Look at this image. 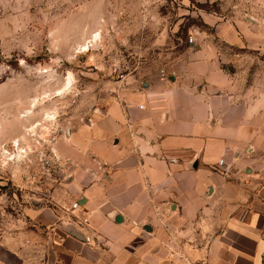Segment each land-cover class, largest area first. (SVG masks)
Listing matches in <instances>:
<instances>
[{
	"label": "crops",
	"instance_id": "crops-1",
	"mask_svg": "<svg viewBox=\"0 0 264 264\" xmlns=\"http://www.w3.org/2000/svg\"><path fill=\"white\" fill-rule=\"evenodd\" d=\"M213 27L170 71L135 69L58 126L55 169L7 227L0 264H264V197L232 176L264 177V12Z\"/></svg>",
	"mask_w": 264,
	"mask_h": 264
},
{
	"label": "rangeland",
	"instance_id": "rangeland-1",
	"mask_svg": "<svg viewBox=\"0 0 264 264\" xmlns=\"http://www.w3.org/2000/svg\"><path fill=\"white\" fill-rule=\"evenodd\" d=\"M255 8L264 0H0V244L55 169L57 126L105 106L135 69L170 71L217 22ZM235 168L245 194L264 197V177Z\"/></svg>",
	"mask_w": 264,
	"mask_h": 264
},
{
	"label": "water",
	"instance_id": "water-1",
	"mask_svg": "<svg viewBox=\"0 0 264 264\" xmlns=\"http://www.w3.org/2000/svg\"><path fill=\"white\" fill-rule=\"evenodd\" d=\"M249 19H250L251 21H255V19H253V18H251V17H249ZM58 130H59V127L57 126V128H56V132H58ZM69 130H70V127L67 126L66 129H65V133L68 134V133H69ZM72 232H73V234H75L76 236H80V234H79V232H78L77 230H72Z\"/></svg>",
	"mask_w": 264,
	"mask_h": 264
},
{
	"label": "bare ground",
	"instance_id": "bare-ground-1",
	"mask_svg": "<svg viewBox=\"0 0 264 264\" xmlns=\"http://www.w3.org/2000/svg\"><path fill=\"white\" fill-rule=\"evenodd\" d=\"M96 36H97V34H96ZM83 49L84 50L88 49V46L87 45H84L83 46ZM70 82H71V77H69L68 85L70 84ZM49 117L54 118L53 115H49ZM15 143L18 145V141L17 140H15Z\"/></svg>",
	"mask_w": 264,
	"mask_h": 264
},
{
	"label": "built area",
	"instance_id": "built-area-1",
	"mask_svg": "<svg viewBox=\"0 0 264 264\" xmlns=\"http://www.w3.org/2000/svg\"><path fill=\"white\" fill-rule=\"evenodd\" d=\"M191 42H193V40H190ZM162 74L164 75V76H166V74H165V72L162 70ZM79 204L76 202V203H74L73 204V207L74 208H77V206H78ZM197 264H205L204 262H198Z\"/></svg>",
	"mask_w": 264,
	"mask_h": 264
}]
</instances>
